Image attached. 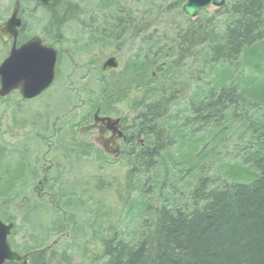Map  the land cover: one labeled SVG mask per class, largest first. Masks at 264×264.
<instances>
[{"label":"trees","instance_id":"16d2710c","mask_svg":"<svg viewBox=\"0 0 264 264\" xmlns=\"http://www.w3.org/2000/svg\"><path fill=\"white\" fill-rule=\"evenodd\" d=\"M18 2L20 43L36 33L26 17L39 4ZM15 3L0 0V23ZM183 3L37 6L46 15L42 39L58 47V76L63 55L73 64L85 60L79 51L119 61L108 71L92 55L85 61L97 67V89L85 115L59 119L52 131L69 162L50 166L55 175L42 182L47 199L37 193L41 165L4 139L0 122V218L14 223L11 241L30 264H264V0H226L193 18ZM67 20L77 29L72 38L59 29ZM3 48L0 41L1 59ZM10 94L0 97V112L20 113L24 99ZM95 109L121 117L126 142L117 158L78 137ZM91 158L123 171L69 182L65 174ZM108 190L111 201L98 196Z\"/></svg>","mask_w":264,"mask_h":264},{"label":"rangeland","instance_id":"374dc122","mask_svg":"<svg viewBox=\"0 0 264 264\" xmlns=\"http://www.w3.org/2000/svg\"><path fill=\"white\" fill-rule=\"evenodd\" d=\"M34 11L32 12V18H26L29 22L28 24L33 28V32H36L34 35L42 38V34L39 32L45 23V14L44 11L39 7H37ZM75 28L76 27H74V29ZM62 32L66 34V38L69 37V29L67 31L64 29ZM68 44L69 42L67 41V45ZM7 50H9V46L3 48L2 51L7 52ZM91 55H94L93 52L90 55H87L85 60H82L79 56L76 57L74 64L66 58L67 56L63 55L64 57L62 58V66L60 68L59 76L55 80L54 84L50 86V88L45 90L39 97L33 100H24L21 104L22 110L20 113L13 114L10 108L0 112L1 129L4 132V139L9 143H17L21 148H27L28 154H30L29 160H37L41 165L42 170L44 171L45 169L46 174L48 173L47 176L55 175V172H50L49 168L52 166L54 161L60 164V168L61 165H63L64 168L65 166L68 167L69 162L68 159H63L60 149L54 148L52 142V131L55 127L60 125L58 120L62 119L60 121H63L65 118L72 119L74 115L80 117V115L85 113L86 109L88 108L86 103L88 102L89 97H91V95H93L97 89L95 80L97 71L93 70L94 66L87 67V62H85L91 57ZM95 58L96 56H93L92 62L97 66L105 59L104 58L99 61L97 58ZM2 59L0 58V61ZM71 90L73 92H71ZM10 97H16L20 99V96H16L15 92L11 93L9 98ZM81 99L82 104L80 105ZM126 108V110L130 109L128 105ZM17 123L22 125V127L20 125H16ZM41 133H43L42 140L38 141L37 139L40 138L38 134ZM79 136L80 133H78V137ZM5 164L6 157H1V171L5 170ZM78 164L81 168L77 169L78 172L76 174L75 171H71L67 175L65 174V177L68 178L69 182L72 181L71 178L79 177L82 178L81 183L86 184V178H97V176L101 177L105 174L103 173L105 171L109 176L115 173L120 174L123 171L122 169H117L115 165L99 167V164L95 163L93 158H91L90 161H86L85 159L82 161L80 160ZM39 188L42 189V187ZM91 188V185L86 186V189L89 191ZM102 195L103 199H108L109 201L112 200V191H101L98 194V196ZM47 197L48 196L46 194L43 196L44 199H47ZM83 223L87 224L88 222L85 221ZM15 240L18 243L22 241L20 233L16 235ZM50 242H56L52 245L58 248L62 247L63 245V242H58L57 238H52Z\"/></svg>","mask_w":264,"mask_h":264},{"label":"water","instance_id":"95a60500","mask_svg":"<svg viewBox=\"0 0 264 264\" xmlns=\"http://www.w3.org/2000/svg\"><path fill=\"white\" fill-rule=\"evenodd\" d=\"M42 5H50L52 0H35ZM226 0H184L182 11L189 17H195L200 10L213 6L220 8ZM19 2L16 0L11 15L0 23V40L12 45L8 54L0 62V97H6L13 91H18L24 100H30L53 83L57 64L58 52L55 47L44 44L39 36H33L19 46L16 44L18 31L21 26ZM118 60L115 56L106 58L101 66L102 70L115 69ZM95 122H101L112 132V135L121 132L117 129L119 118L95 116ZM14 223L0 218V264H30L29 253L20 254L14 248L10 235ZM56 243V242H53ZM43 250V249H41Z\"/></svg>","mask_w":264,"mask_h":264},{"label":"flooded vegetation","instance_id":"af4514ba","mask_svg":"<svg viewBox=\"0 0 264 264\" xmlns=\"http://www.w3.org/2000/svg\"><path fill=\"white\" fill-rule=\"evenodd\" d=\"M29 1H32L33 3L35 2V3H38L40 6H42V7H47V6H50L51 4H52V2H53V0H52V2H51V4L50 5H47V6H45V5H42L41 3H39L38 1H35V0H29ZM39 5H37V6H39ZM37 6L35 7V9L37 8ZM41 8V7H40ZM34 8H32V9H29V11H32ZM34 9V10H35ZM33 10V11H34ZM35 12V11H34ZM45 14V13H44ZM19 15V14H18ZM19 17H20V19H21V26H20V28H19V31H20V29H21V27H22V25L24 24V20H23V18L19 15ZM45 17H46V15H45ZM74 21H72V20H67V21H65V22H63V23H61L60 24V32H62L64 29H65V31H67L68 29H69V32H70V35H69V37H73L74 36V33L76 32V28L74 29V23H73ZM83 21H80L79 22V24L81 25V23H82ZM19 31H18V35H19ZM55 32L57 33L58 32V28L55 30ZM64 35V34H63ZM33 36H37V35H32V36H30L29 38H31V37H33ZM71 37V38H72ZM29 38H27V39H25L24 41H22V42H20V43H18V36H17V40H16V44H17V46H19L20 44H22L23 42H25V41H27ZM41 38V37H40ZM61 39H62V35H61V38H59L57 41L60 43L61 42ZM41 40H42V42L44 43V44H47V45H51V46H53V47H55V49L57 50V52H58V47L57 46H54L53 44H50V43H46V42H44V40L41 38ZM2 42V41H1ZM2 43H5L6 44V46H9V49H10V47H11V45H12V40H9L8 42H2ZM59 43H58V46H61V45H59ZM55 45H56V43H55ZM8 51L9 50H7V53H8ZM90 54V53H89ZM7 55V54H6ZM79 55H82V57H86L88 54L86 53V52H83V51H79ZM110 56H115V55H109V57ZM58 57H59V54H58ZM116 58H117V60H118V57L117 56H115ZM106 58H108V57H106ZM105 58V59H106ZM104 59V60H105ZM104 60L102 61V63L100 64V67L102 66V64H103V62H104ZM119 61V60H118ZM58 66H59V59H58V64H57V69H56V74H55V78H54V81H53V83H52V85L54 84V82H55V80L57 79V73H58ZM118 67V66H117ZM116 67V68H117ZM97 68V67H96ZM96 68H93V70H96ZM101 70H102V68H101ZM110 70V69H109ZM102 71H104V70H102ZM106 71H108V70H106ZM60 73V72H59ZM95 75V74H94ZM69 76V75H68ZM85 77V76H84ZM97 77H99V75L98 76H95V80L97 79ZM51 85V86H52ZM50 88V87H49ZM13 92H18V91H13ZM71 92H73L72 90H71ZM19 94V93H18ZM42 94V93H41ZM40 94V95H41ZM39 95V96H40ZM39 96H37V97H39ZM88 96V95H87ZM37 97H35V98H37ZM35 98H33V99H35ZM33 99H31V100H33ZM82 104V99L80 100V105ZM88 106H89V104H88V102L86 103ZM86 113V112H85ZM85 113H83L82 115H85ZM95 116H98V117H106V116H108V117H111V118H113V119H115V118H119V122H118V124H117V129L121 132V135H118L117 133H115L114 135H112V132L109 130V129H107L106 128V126L104 125V124H102L101 122H95ZM78 132L80 133V136H79V139H83V138H85L88 142H92V143H94L95 145H97L98 147H100L101 149H102V151L107 155V156H109V157H112V158H117L119 155H120V153H121V146H122V144L123 143H125L126 142V134H125V132L123 131V129H122V126H121V117L120 116H113V115H107V114H104V113H102L99 109H95L93 112H92V115H91V119L87 122V123H85V124H82L80 127H79V129H78ZM80 150H82L83 148H79ZM86 150H89V148H86ZM50 168V167H49ZM48 175V173L46 174V172H45V169H44V171H43V174H42V177H41V179L40 180H37V185L39 186V185H41L40 187H42V182H46V180H47V178H46V176ZM42 189H43V187H42ZM41 188H38L37 190V193H38V195H40V192L41 193H44V191H41L42 190ZM45 194V193H44Z\"/></svg>","mask_w":264,"mask_h":264}]
</instances>
